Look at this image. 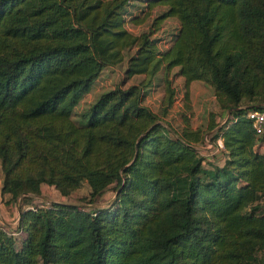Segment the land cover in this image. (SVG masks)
<instances>
[{"label":"trees","instance_id":"trees-1","mask_svg":"<svg viewBox=\"0 0 264 264\" xmlns=\"http://www.w3.org/2000/svg\"><path fill=\"white\" fill-rule=\"evenodd\" d=\"M127 2L0 0V194L18 198L20 231L0 228V264H264V203L244 211L264 199V132L246 116L264 108V0H147L164 9L138 33L125 26ZM169 16L179 26L159 50L151 34ZM128 49L124 78H142L100 93L75 122L100 69ZM174 66L183 107L201 80L223 121L191 127L178 110V132L161 123ZM160 71L156 113L140 96ZM218 137L209 161L199 144ZM83 181V203L28 207L41 184L63 197ZM110 183L115 196L97 205Z\"/></svg>","mask_w":264,"mask_h":264},{"label":"rangeland","instance_id":"rangeland-1","mask_svg":"<svg viewBox=\"0 0 264 264\" xmlns=\"http://www.w3.org/2000/svg\"><path fill=\"white\" fill-rule=\"evenodd\" d=\"M163 9L164 7L157 5L148 8L147 0H128L123 12L125 26L134 33L146 30L150 26L152 19ZM134 15L144 16L140 23L133 24L129 19ZM178 26L179 23L176 18L171 16L165 17L159 22L157 29L151 34L155 45L159 50H163L169 45L174 34L177 32ZM131 51V49L124 50L125 56L122 61L112 65H104L100 69L88 91L83 94L72 110L70 117L75 122L79 121L78 113L94 102L100 93L116 86L127 87L128 85L137 83L142 78L141 75H133L129 78H124L123 69L126 63V55L131 53ZM160 77L161 71L156 74L151 84L142 91L140 96L141 103L156 113H159V102L162 95V83L159 80ZM168 77L175 90V100L168 112L161 118V123L163 125L167 123L170 128L178 132L182 122V118L176 115V111L178 110H182L187 114V125L191 127H201V129L206 127L211 121V118H213V120H221V118H224L225 113L220 114L221 110L213 98L211 85L201 80H191L187 86L188 103L190 104L189 109H187L182 105L183 78L178 74L177 66L170 69ZM211 114L213 116H211ZM211 146L212 144L201 143L198 147L200 154L209 156V161H213L212 158L218 156L217 151L212 152L214 148L212 149ZM1 175L0 169V180ZM118 188L119 185L110 183L95 197V203L99 206L109 203L115 196ZM87 192L88 186L85 181H83L77 188L70 190L69 194L63 197L60 196L51 185L43 184V193L47 196L45 199L50 201L58 200L63 202L83 203L86 201ZM8 197L9 196L4 199L2 197L0 198V207H3L4 205V214L7 216L6 218L10 217L9 219H12L15 212V203L14 200H10ZM39 201L40 200L36 198L32 199L30 200L29 205H34ZM263 203L264 199L258 198L247 203L244 207V211H249L254 206L262 209ZM7 204H9V206H7ZM2 225L7 226L5 223Z\"/></svg>","mask_w":264,"mask_h":264},{"label":"built area","instance_id":"built-area-1","mask_svg":"<svg viewBox=\"0 0 264 264\" xmlns=\"http://www.w3.org/2000/svg\"><path fill=\"white\" fill-rule=\"evenodd\" d=\"M246 116L247 118L249 119L250 123H251V127L253 128L254 132L256 134H261L264 132V108H261V109H251V110H248L247 113H246ZM227 117V115H226ZM225 117V118H226ZM205 144H210L211 145V142L209 141H205ZM216 144H219L221 146V141H220V138H216ZM39 205H42L44 207H47V203H43V204H39ZM29 208H32V209H35L36 208V205H29L28 206ZM0 228L6 230L7 232L9 233H14V234H19L20 231H13L11 230V228H6V227H3L2 226V223H0Z\"/></svg>","mask_w":264,"mask_h":264},{"label":"crops","instance_id":"crops-1","mask_svg":"<svg viewBox=\"0 0 264 264\" xmlns=\"http://www.w3.org/2000/svg\"><path fill=\"white\" fill-rule=\"evenodd\" d=\"M214 98V97H213ZM226 115V114H225ZM226 116H224V118H225ZM219 120V119H218ZM220 121H223V119L221 118V120ZM211 148L213 149L214 148V150L212 151V152H214V151H217L218 153L217 154H219L220 153V145L219 144H216L214 147L213 146H211ZM258 148H259V150L260 151H263L264 150V139L263 140H260V141H258ZM7 194H0V198L2 197L3 199L4 198H7ZM47 198V196L46 195H44V193H43V184H41L40 185V195L39 196H34V199L35 198ZM19 201H18V198L14 201V205H15V212H14V215H13V217H12V219H9V218H6L7 216L4 214V205H3V207H0V223H5L7 226V228H10V226H13L14 224H15V222L17 221V219H18V203ZM26 205V204H25ZM7 206H9V204H7ZM22 206H24V205H22ZM9 226V227H8Z\"/></svg>","mask_w":264,"mask_h":264}]
</instances>
